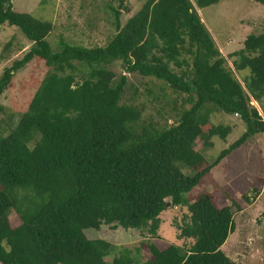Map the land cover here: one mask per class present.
<instances>
[{
	"label": "trees",
	"instance_id": "obj_1",
	"mask_svg": "<svg viewBox=\"0 0 264 264\" xmlns=\"http://www.w3.org/2000/svg\"><path fill=\"white\" fill-rule=\"evenodd\" d=\"M125 1L111 8L115 34L106 45L60 39L54 51L47 41L51 22L0 0V26L16 27L31 42L21 59L4 68L0 97L35 58L49 69L15 128L0 137V264H234L221 251L235 229L231 207L212 192L189 194L221 160L264 133V121L249 104V96H264V29L225 58L197 13L221 0H146L121 25L122 11L129 13ZM231 58L234 71H249L242 83L225 66ZM115 62L126 73L187 94L190 108L167 128L137 134L140 111L120 104L127 77L107 69ZM207 104L245 126L212 163L195 150L197 140L208 147L212 137L225 140L231 128L211 124ZM169 206L186 209L176 228L179 239L193 240L187 250L150 243L143 262L124 249L109 263L112 245L84 233L106 225L155 237ZM11 210L20 220L16 228Z\"/></svg>",
	"mask_w": 264,
	"mask_h": 264
},
{
	"label": "rangeland",
	"instance_id": "obj_2",
	"mask_svg": "<svg viewBox=\"0 0 264 264\" xmlns=\"http://www.w3.org/2000/svg\"><path fill=\"white\" fill-rule=\"evenodd\" d=\"M13 9L26 13L40 21L53 24V31L47 38L50 46L57 51L58 42L63 39L69 44L84 47H101L106 45L115 34L114 16L111 8H118L119 0H11ZM146 0H126L120 16L124 25L130 16L137 12ZM206 29L214 39L221 54L228 58L243 47L249 34H259L264 29V6L258 0H221L217 4L197 10ZM29 42L16 27L6 24L0 26V76L4 68L19 60L29 50ZM187 58V57H185ZM233 58L227 59L226 68L232 70L234 77L242 83L249 76V71L236 72L232 66ZM107 69L116 78L127 77V85L120 104L132 106L140 111V119L135 124V131H160L173 125L183 109H189L188 95L171 89L165 83L137 73H126L121 62H115ZM178 72L177 69H174ZM185 70V68H184ZM49 69L44 62L35 58L24 69L17 72L12 83L0 97V137L8 135L17 125ZM250 105L258 111L264 121V96L256 101L249 96ZM211 109L209 121L217 126H228L230 133L225 140L212 137L210 146L205 147L199 139L195 150L209 163L219 153L238 140L245 132V126L238 116L226 115L207 104ZM29 144L32 148L34 143ZM187 175L188 169H183ZM230 196L236 199V205ZM259 194H255L254 189ZM212 192L220 204L231 207L234 214L235 229L221 247V251L234 264H264V133L251 137L238 150L215 166L207 179L196 186L189 194L194 198L200 192ZM247 195V202L240 197ZM257 195V196H255ZM238 207V208H237ZM186 215L182 207H168L160 214V227L157 236L151 237L144 231L125 230L121 227L103 225L99 230L84 231L89 239H102L112 245L113 252L106 259L110 261L124 249L139 254L145 261L150 257L147 245L155 244L164 250L175 244L187 250L193 243L190 239H179V230ZM12 228L20 225L14 210L9 212Z\"/></svg>",
	"mask_w": 264,
	"mask_h": 264
},
{
	"label": "crops",
	"instance_id": "obj_3",
	"mask_svg": "<svg viewBox=\"0 0 264 264\" xmlns=\"http://www.w3.org/2000/svg\"><path fill=\"white\" fill-rule=\"evenodd\" d=\"M256 135H258V134H256ZM256 135H254V136H256ZM254 136H253V137H254ZM248 140H249V139H248ZM246 142H247V141H246ZM246 142H245V143H246ZM245 143H244V144H245ZM238 149H239V148H238ZM238 149H236V150H238ZM236 150H234V151H236ZM231 153H232V152H231ZM231 153H230V154H231ZM230 154H229V155H230ZM229 155L226 156L224 159H226L227 157H229ZM224 159H223V160H224ZM221 161H222V160H221ZM221 161H220V162H221ZM216 166H217V165H216ZM213 168H214V167H213ZM213 168H212V169H213ZM210 172H211V171H210ZM210 172H209V175H210ZM209 175H208L207 177H205L204 180L207 179V178L209 177ZM204 180H203V181H204ZM226 190H227V192H228V194H229V191H228L227 188H226ZM256 191H257V194H259L257 188H256ZM229 196H230V194H229ZM242 196H247V195H242ZM242 196L240 197L241 199H242ZM255 196H257V195H255ZM230 197H231V196H230ZM231 201H235V202H236V199H233V198L231 197Z\"/></svg>",
	"mask_w": 264,
	"mask_h": 264
}]
</instances>
